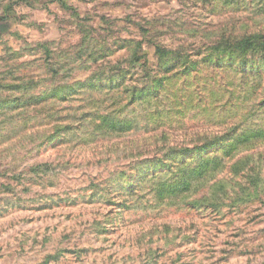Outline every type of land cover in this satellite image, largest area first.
<instances>
[{"label": "rangeland", "instance_id": "374dc122", "mask_svg": "<svg viewBox=\"0 0 264 264\" xmlns=\"http://www.w3.org/2000/svg\"><path fill=\"white\" fill-rule=\"evenodd\" d=\"M0 264H264V0H0Z\"/></svg>", "mask_w": 264, "mask_h": 264}]
</instances>
